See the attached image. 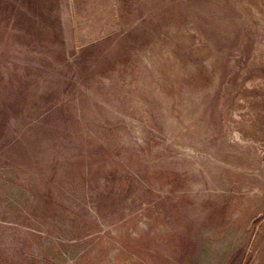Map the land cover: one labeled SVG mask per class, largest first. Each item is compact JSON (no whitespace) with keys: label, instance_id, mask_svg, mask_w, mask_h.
Segmentation results:
<instances>
[{"label":"rangeland","instance_id":"obj_1","mask_svg":"<svg viewBox=\"0 0 264 264\" xmlns=\"http://www.w3.org/2000/svg\"><path fill=\"white\" fill-rule=\"evenodd\" d=\"M0 264H264V0H0Z\"/></svg>","mask_w":264,"mask_h":264}]
</instances>
